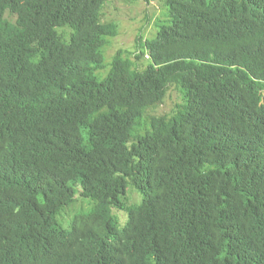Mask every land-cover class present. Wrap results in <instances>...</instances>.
<instances>
[{
	"label": "trees",
	"instance_id": "obj_1",
	"mask_svg": "<svg viewBox=\"0 0 264 264\" xmlns=\"http://www.w3.org/2000/svg\"><path fill=\"white\" fill-rule=\"evenodd\" d=\"M0 264H264V0H0Z\"/></svg>",
	"mask_w": 264,
	"mask_h": 264
},
{
	"label": "rangeland",
	"instance_id": "obj_2",
	"mask_svg": "<svg viewBox=\"0 0 264 264\" xmlns=\"http://www.w3.org/2000/svg\"><path fill=\"white\" fill-rule=\"evenodd\" d=\"M115 2V1H114ZM114 2L108 6L105 9V21L106 23H111V22H115L117 23L118 26H121L119 28V34L118 37L113 38L109 44V46L106 47L105 49V61L107 63V60H111L114 55L120 50V49H127L130 48L132 45H134V41H135V37L131 36L130 32V23L129 20H126L125 23H123V17L122 15H117L114 16V12H112V9L115 8V4ZM152 8H157V5L155 3L152 4ZM125 13L129 14L128 11H125ZM135 26L132 27V29ZM86 200V201H85ZM83 201H80L79 203H77L73 208H72V214L73 216L79 212H83V211H89V208L94 206L91 203V199H86ZM66 213H67V209H65L64 211H62L59 216L61 217V220L63 222L70 220L71 218H66Z\"/></svg>",
	"mask_w": 264,
	"mask_h": 264
},
{
	"label": "clouds",
	"instance_id": "obj_3",
	"mask_svg": "<svg viewBox=\"0 0 264 264\" xmlns=\"http://www.w3.org/2000/svg\"><path fill=\"white\" fill-rule=\"evenodd\" d=\"M77 203L76 202H74V204L73 203H71L70 205H68L67 207H65V209H67V213H66V218H71L72 217V208L76 205ZM64 209V210H65ZM63 210V211H64Z\"/></svg>",
	"mask_w": 264,
	"mask_h": 264
}]
</instances>
